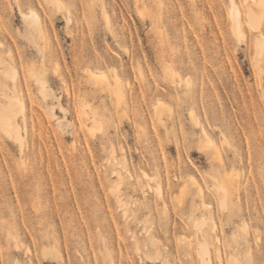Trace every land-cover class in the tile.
Returning a JSON list of instances; mask_svg holds the SVG:
<instances>
[{
	"label": "rangeland",
	"instance_id": "1",
	"mask_svg": "<svg viewBox=\"0 0 264 264\" xmlns=\"http://www.w3.org/2000/svg\"><path fill=\"white\" fill-rule=\"evenodd\" d=\"M246 1L0 0L23 101L0 126V264H264V0L257 20Z\"/></svg>",
	"mask_w": 264,
	"mask_h": 264
},
{
	"label": "bare ground",
	"instance_id": "2",
	"mask_svg": "<svg viewBox=\"0 0 264 264\" xmlns=\"http://www.w3.org/2000/svg\"><path fill=\"white\" fill-rule=\"evenodd\" d=\"M260 1H258V0H247L245 2L248 13L252 17H255V19H256V17H258L260 19L261 15H262V12H263V6H262ZM231 4H232V2H231ZM20 15H21L22 20L27 24L28 27H30L39 36L42 35L41 19H40L39 13L36 10H34V9H31V10H28V11L20 10ZM230 15H231L232 20H233V29H234L235 33L238 36H241L242 35V30H241V23L239 21L240 11L233 4H232L231 10H230ZM255 40H256L255 41L256 54L257 55H261L264 52V36L263 37H258ZM40 52H41V50H40ZM1 63L3 64V66H2L3 69H1L0 72H2L3 75L6 76L8 74V72L10 71L11 72V80H12V84H13L12 85V89H13L12 93L8 94L7 92H4L5 99L4 100L0 99V126L7 127V126H9L11 124H15L16 123L17 118H16L15 115H12V109L13 108H19L20 110H23V101L17 95V94H19V92H18V89H17V86H16V70H15V68L4 64V62H1ZM30 74L34 75L33 71H30ZM105 74L104 73H99V71L98 72L97 71L96 72L93 71V73H92L93 77L96 80H104V78L107 77V75H105ZM118 81H119V79H118V76L116 75L115 83H117ZM36 82H37V84L39 86L40 92L43 94L44 97H46V95H49V94L52 97L54 96L50 86L48 85L47 79H46V77L44 75H37L36 76ZM0 83H2L4 85L5 89L7 88V86L2 81H0ZM105 87H109L110 88L109 82H106L104 84L103 88H105ZM50 110L52 111V107H50ZM191 114H192V112L190 113V115ZM79 116H80L81 125L86 127L91 132L92 129L96 125L94 111L91 110L88 106H85V107H82L80 109ZM22 120H24V116H23ZM4 130H6V129L4 128ZM207 136H208V134H207ZM208 143L209 144H213L209 136H208ZM211 150H212L211 153L216 154L217 156H219L220 152L218 151V147H216V145L213 144V148ZM220 157L222 158V156H220ZM220 160H222V159H220ZM210 179H211L210 180L211 190L214 192V194L217 197L218 205L221 206V207L227 206L229 204V202H228V194H227V189H226V183H227L226 180L225 179L224 180L223 179H219L215 175H213L212 178H210ZM230 179L231 178H227V180H230ZM149 180H150V183H152V179H149ZM196 188H197L198 193H202L203 192V188L201 186H197ZM115 197L118 200V196H115ZM119 202H120V200H119ZM198 232H199L198 235H200V239H201V242H202V240H203L202 234H201V232L199 230H198ZM201 247L202 248L200 250V253L201 254H206L208 252L207 248L204 245L203 246L201 245ZM42 251H43V248H42ZM49 253H52V252H49ZM45 254H47V252H45ZM229 263L230 264H239L236 259H232V258L230 259ZM15 264H18V262L15 263Z\"/></svg>",
	"mask_w": 264,
	"mask_h": 264
}]
</instances>
